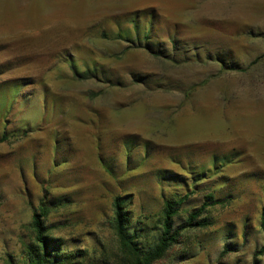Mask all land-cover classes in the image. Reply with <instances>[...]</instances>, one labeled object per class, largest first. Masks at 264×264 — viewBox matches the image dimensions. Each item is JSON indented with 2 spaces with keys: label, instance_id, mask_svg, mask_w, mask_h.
I'll use <instances>...</instances> for the list:
<instances>
[{
  "label": "rangeland",
  "instance_id": "1",
  "mask_svg": "<svg viewBox=\"0 0 264 264\" xmlns=\"http://www.w3.org/2000/svg\"><path fill=\"white\" fill-rule=\"evenodd\" d=\"M132 21L142 42L117 39V23ZM4 135L0 264H28L41 206L57 254L132 264L115 196L149 245L165 199L185 194L175 226L208 195L219 203L155 264H254L264 242V0H0Z\"/></svg>",
  "mask_w": 264,
  "mask_h": 264
},
{
  "label": "trees",
  "instance_id": "2",
  "mask_svg": "<svg viewBox=\"0 0 264 264\" xmlns=\"http://www.w3.org/2000/svg\"><path fill=\"white\" fill-rule=\"evenodd\" d=\"M117 39H125L129 42H142L143 36L140 29V25L136 21H132L131 26L123 27L117 23V31L114 33ZM145 37V36H144ZM147 37V36H146ZM154 47V43L147 40V47ZM156 54L161 53L159 50H155ZM218 59L223 70L236 69L231 66L228 67V62L225 57L219 56ZM75 74H79L77 69L74 70ZM85 75H89V72H85ZM8 138L6 135L0 138V142L6 141ZM189 197V194H185L179 198L168 197L164 201V207L162 210V223L158 235L156 236L154 243L147 245L143 241L144 233H140L138 229H133L131 225V218L129 212L125 209L126 199L122 195L115 196L113 200L114 207V225L117 236L123 251L132 259V264H155L159 260L163 259L169 249L176 243H178L182 237L183 231L189 228L205 226L206 223L199 219L200 215L205 211L208 206L219 203L214 199L213 195H208L202 205L189 213L186 221L178 226H175V216L180 211V206ZM49 208L41 206L38 210L34 211L32 215V228L34 232V243L29 246L28 250V264H77L75 261L77 253L60 255L57 254L60 248V243L52 239L46 231V225L44 218L48 215ZM261 225L264 228V216L262 217ZM231 249L228 245L225 246L222 254H226ZM264 254V242L262 246L254 252V264H257V258Z\"/></svg>",
  "mask_w": 264,
  "mask_h": 264
}]
</instances>
